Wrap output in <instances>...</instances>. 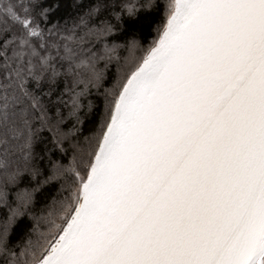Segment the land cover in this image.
<instances>
[{
  "label": "snow or ice",
  "instance_id": "snow-or-ice-1",
  "mask_svg": "<svg viewBox=\"0 0 264 264\" xmlns=\"http://www.w3.org/2000/svg\"><path fill=\"white\" fill-rule=\"evenodd\" d=\"M0 264H264V0H0Z\"/></svg>",
  "mask_w": 264,
  "mask_h": 264
},
{
  "label": "trees",
  "instance_id": "trees-1",
  "mask_svg": "<svg viewBox=\"0 0 264 264\" xmlns=\"http://www.w3.org/2000/svg\"><path fill=\"white\" fill-rule=\"evenodd\" d=\"M158 18V17H157ZM152 37V26L151 25H145L143 30L139 32V34L137 35V39L141 41V43H146L148 40H150ZM120 40H123V37L120 38ZM114 71V68L112 69ZM89 100H92L93 103L95 104L97 101V96L96 93L93 92L91 95L88 96ZM85 103H87V100H85ZM88 125L85 124L84 125V132L85 134H87L88 131ZM55 158V157H54Z\"/></svg>",
  "mask_w": 264,
  "mask_h": 264
}]
</instances>
